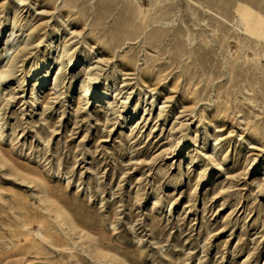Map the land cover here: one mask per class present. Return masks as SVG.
Segmentation results:
<instances>
[{
  "label": "rangeland",
  "instance_id": "rangeland-1",
  "mask_svg": "<svg viewBox=\"0 0 264 264\" xmlns=\"http://www.w3.org/2000/svg\"><path fill=\"white\" fill-rule=\"evenodd\" d=\"M2 72L0 264H264V0H0Z\"/></svg>",
  "mask_w": 264,
  "mask_h": 264
},
{
  "label": "bare ground",
  "instance_id": "bare-ground-1",
  "mask_svg": "<svg viewBox=\"0 0 264 264\" xmlns=\"http://www.w3.org/2000/svg\"><path fill=\"white\" fill-rule=\"evenodd\" d=\"M56 58L55 56H52V59ZM5 74V72H2V74L0 75V77H2V75Z\"/></svg>",
  "mask_w": 264,
  "mask_h": 264
}]
</instances>
